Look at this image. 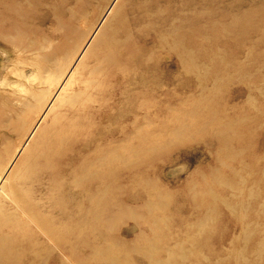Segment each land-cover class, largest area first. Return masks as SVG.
I'll return each mask as SVG.
<instances>
[{
	"label": "rangeland",
	"instance_id": "374dc122",
	"mask_svg": "<svg viewBox=\"0 0 264 264\" xmlns=\"http://www.w3.org/2000/svg\"><path fill=\"white\" fill-rule=\"evenodd\" d=\"M13 23L44 41L45 52L55 46L64 52L83 37L79 81L64 92L81 95L55 100L44 117L29 78L39 56L0 37V161L11 151L18 155L16 198L9 194L3 206L17 220L16 202L25 200L29 213L43 219L18 227L25 253L18 264H110L107 253L92 257L110 244L118 246L120 264L225 257L223 264H236L240 251L238 262L250 264L255 240L264 238V0H0V27ZM26 100L33 108L26 110ZM194 105H212L217 125L196 136L189 132L198 125L175 134L176 120L187 122L185 110ZM229 118L243 120L233 128L240 137L222 147L210 134ZM24 172L27 180L19 176ZM255 189L261 196L250 200ZM209 191L216 215L207 222L212 230L201 233L196 226ZM98 199L116 213L111 231L93 216ZM241 202L260 208V231L249 242L238 241ZM119 207L136 215L127 219ZM202 238L206 262L192 254ZM142 250L154 252L153 259Z\"/></svg>",
	"mask_w": 264,
	"mask_h": 264
},
{
	"label": "bare ground",
	"instance_id": "6f19581e",
	"mask_svg": "<svg viewBox=\"0 0 264 264\" xmlns=\"http://www.w3.org/2000/svg\"><path fill=\"white\" fill-rule=\"evenodd\" d=\"M6 7L8 10L12 11L14 14L18 13L20 15L21 8H19L18 6L13 7L11 4H9L8 6L6 5ZM0 37L3 38L5 40V42L8 43L11 47L17 48L19 52H24V53L25 52H31L32 54L39 56V59H37L35 64H34V66L36 67L37 73L32 74L29 78H31V81H33L32 82L33 84L34 83L36 84L34 86V88H32V90L33 91L36 90V92L32 93V95L36 98V102L40 101L39 102L40 106L38 105L37 107H38V109L41 108L40 114L43 115L42 117L48 116V114L51 113V111H50L51 109L49 108V106H51L52 102L54 103L55 100L56 101L58 100L61 102H68V103L77 101V99L80 97L81 93L79 95L78 94H72V95L66 96V94H64V92H66V87H65L66 85H70L73 81H75V82L79 81V80H77V76L79 75V70L83 67V63H81V56H80V53L82 51V47L80 46V44H82L83 37H78L76 40H74L75 46L70 47V49H66V51H64V52H63V49L61 47H57V46L53 47L50 51L45 52V50L47 49V47L45 48L46 43L44 41H35V40L33 41L27 34H25L23 31H21L20 25H17L16 23L11 24L10 26H8L7 29H3L0 27ZM63 53H65V55L60 56ZM23 78L28 80L27 75L23 76ZM1 85L2 86L6 85L5 81L1 82ZM46 96L48 98H46ZM26 102H27V100H26ZM35 106L36 105H34V107ZM25 107H27L26 110H28L31 107L33 108V105H31L30 103L27 102ZM182 113L184 114V112H182ZM41 115H39L40 118H41ZM184 115H187V118L189 120L186 122V120H185L186 117L185 118L182 117L183 115L181 116L182 118L177 119L176 121H177L178 125L175 126V129L177 130V128H178L179 130L175 131V129H174V131L176 132L175 134L180 135V134H184L186 132H189L190 127L192 128L193 125H195V126L198 125V127H196L197 130L192 131V133L189 132V134H191V135L195 134V136H196L197 134L199 135L200 133H205V131L207 129L209 130V128H212L214 125H217V122L219 119V118H217V111L212 105L209 106L208 109H206L204 107L201 108L198 105H196V106L194 105L191 108V111L185 110ZM16 117H18V116H16ZM227 121L228 120H226V123L223 124L221 128L218 127L214 133L210 134V135H213L212 139L216 143H219L222 147L231 146L234 143L233 141L237 140L240 137V136L237 137L238 134H236L233 131V128L238 126L239 123H241L243 120L237 121V120H231V118H229V121L228 122ZM167 125L170 126L171 124L169 123ZM31 128H33V127H30V130H31ZM170 128L172 129V127H170ZM192 129H194V128H192ZM207 133H208V131H207ZM189 134H187V135H189ZM179 135H177V136H179ZM191 135H189L188 137H191ZM27 137L28 136H26V138ZM157 137H158V135H157ZM173 137L175 138V135H173ZM174 138L172 139L170 137L169 141L171 140V142H172L173 140L176 139V138L175 139ZM145 153L146 152H144V154ZM17 156H18L17 151H15V153L11 151L9 153V156L5 160L0 161V264H18L20 258L23 257V255L25 254L23 247L18 243L19 242V239L17 237L18 227L20 229H22V226H27L32 221L35 222L36 224H40L43 220L42 217L35 216V215L29 213V211H28L29 207L27 205L28 202H26L25 200H18V202H19L18 204L16 202V205H15L16 208L19 207L18 208V214H17V218H18L17 220L15 217L16 212L13 209H10L8 211L4 210L3 200L6 199L9 194L15 195V192L17 189L16 188V184H17L16 177L18 175V171L16 170V167L18 165ZM111 175L113 176V173L111 171H109L106 174L107 177H110ZM232 175L237 176V174L235 172ZM19 176H21L22 180H27L29 178L30 174H29V172H24L22 175H19ZM146 183L147 182H145V184ZM149 185H152V184L150 183ZM202 190H203V188H202ZM249 191H251V190H249ZM196 193H197V190H196ZM160 194L158 196L156 195V197H159ZM194 194H195V192H193V195ZM197 194H199V193H197ZM201 194H202V192H201ZM248 194H249L248 197L250 200H252V199L254 200V198L261 196L260 192L258 193V191L256 189L253 190L251 193L249 192ZM15 198H16V195H15ZM96 198H97V196H94V197L92 196V197H90V200L94 201V200H96ZM192 198H193L192 200L195 199L194 197H192ZM199 199L196 202H200ZM216 199H217L216 196L213 195L209 191L208 200L206 202H204L205 200L202 201L203 202L202 204H204L205 208H206L203 211H206V212L204 213V215H203L204 217L202 218V220L199 219L200 222L197 223V226H196L197 227L196 229L199 230V232H201V233L202 232L207 233V232L212 230V227L208 226L207 222H213V217H215V215H216V211L213 208L214 207L213 204L216 201ZM159 200H161V199H159ZM194 202H195V200H194ZM146 203H149V202H146ZM35 204L33 206H35ZM153 204L154 203L147 204V205L145 204V205L147 208L151 209L152 208L151 205H153ZM195 204H196V207L198 208L199 205H197V203H195ZM155 205H157V204H155ZM161 205H160V207H161ZM200 205H201V203H200ZM232 206H229V210L232 209ZM119 208H120L119 211L121 210V211H123L122 213H125L127 219L129 218V217H127V213H130V214L132 213L131 214L132 216L130 215L131 218L134 215H136V214H134V212L131 209H129V211H128L127 209L125 210L122 207H119ZM153 208H155V207H153ZM238 209H239V212H238L236 219L239 221L240 227H241V233L238 236V239H239L238 241L249 242V240L251 238H253L254 236H256V234H258V231H260L258 229L259 224L256 222L258 214L260 213V211H259L260 208H258V206L250 207V205H248L247 203L245 205V203L241 202ZM151 211H153V210L151 209ZM20 213H22V214H20ZM92 213H93L95 220H97V221L100 220L102 222H105L109 226V230L113 226V223L115 224L114 221H118V219H116L117 218L116 213H114V212L111 213V211L107 210L106 209V203L102 199H98V201L95 203V206H94ZM18 215H19V217H18ZM244 217H247V218L249 217L250 220L248 222H244L243 221ZM121 219H123V218H121ZM135 219H136V217H135ZM9 221L11 224H9V226L6 227V222H9ZM164 221H165V219H164ZM196 221L198 222V220H196ZM122 222H123V220H122ZM17 223H18V225L19 224L20 225L17 226ZM152 226H154V228L157 229V233H158V231H159L157 228L158 225H157V227H156V225H152ZM152 233H154V232H152ZM259 233H262V232H259ZM140 237H142V236H140ZM193 237L191 238L192 241H193ZM104 240H106V239H104ZM115 241H114V243H115ZM207 241H208L207 238L200 239L198 251L194 250L192 253V254H196L195 255L196 257H200L201 262H204V261L206 262V260H204V259H207V255L204 256V252L201 249V247H206L205 244H207L206 243ZM255 241H256L257 247H256V249H254L252 251L254 256H253V260H252V262H250V264H261V263H264V254H263V250H262V247L264 246V238L259 237ZM116 243H117V241H116ZM120 243L123 246L124 242H119L118 245ZM149 244H150V242H149ZM110 245H108L110 247V248L108 247V249H109L108 252L107 251L102 252L101 250H97L99 248H97V249L95 248L96 252H95V250L94 251L92 250L94 252V253H92V257L94 258L95 255L97 256V255H100L102 253H104V254L107 253L108 254L107 260H109L108 262H110V264H120V261L117 258V250H116V247H118V246L116 245V247H115V244L111 245V246ZM122 246L120 247V249L122 248ZM106 248H107V245H106ZM168 250H171V249L169 248ZM138 251H140V250H138ZM142 251H144V250H142ZM160 251H161V249H160ZM164 251H166V253H167V249H165ZM144 252H145V255L144 256L142 255L143 257L147 256L148 259H150V258L153 259L154 252H152V251H144ZM138 253H140V252H138ZM93 254H95V255H93ZM142 254H144V253H142ZM29 255H31V254L29 253L28 256ZM35 258H37V254H34V259ZM99 258H100V256H99ZM99 258L97 257L98 260H99ZM180 258L185 260L186 256L183 254L180 256ZM208 258H209V256H208ZM234 258L237 261L236 264H240L238 261L240 258L241 259L243 258V251L237 252L235 254ZM226 259H227L226 257H225V260H222V258H221V260H219L217 258V260H214V262L209 261L207 264H223L226 261ZM95 260H96V257H95ZM148 261H150V260H148ZM168 261H169V259H168ZM84 262H81L80 264H85V263L87 264V262H85V263ZM246 262H248V261H246ZM154 263L155 264H162V262H160V260L156 261V262L154 261ZM196 263H198V262H196ZM125 264H126V262H125ZM148 264H149V262H148ZM166 264H169V263H166ZM202 264H204V263H202ZM242 264H247V263H242Z\"/></svg>",
	"mask_w": 264,
	"mask_h": 264
}]
</instances>
